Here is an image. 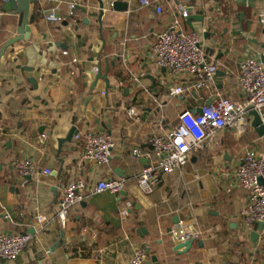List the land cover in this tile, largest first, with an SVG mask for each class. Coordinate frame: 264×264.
<instances>
[{
	"label": "crops",
	"instance_id": "1",
	"mask_svg": "<svg viewBox=\"0 0 264 264\" xmlns=\"http://www.w3.org/2000/svg\"><path fill=\"white\" fill-rule=\"evenodd\" d=\"M120 1L128 3V10L116 12L108 5L100 23L97 0H38L30 6L29 39L0 58V233L32 235L23 255L0 264H130L138 246L149 250L148 264H155L153 257L156 264H264L262 230L255 225L245 233L241 211L247 194L233 175L245 151L264 153V136L253 127L241 137L221 132L185 168L163 175L151 195L130 181L120 195L90 196L70 213L65 228L56 218L70 180L82 179L93 187L103 179L131 178L152 163L146 157L152 151L150 138L176 123L181 109L197 113L216 92L244 101L239 63L245 57L261 59L264 53V0H255L254 8L242 0H159L162 14L142 7L140 0ZM5 4L0 0V51L17 37L19 27V15L4 12ZM179 4L189 17L204 18L191 19L190 25L183 21V30L200 34L205 53L219 69L213 88L192 92L184 101L170 96L165 69L146 57ZM53 8L62 22L47 20ZM74 58L80 63L72 76ZM99 63L103 73L109 64L111 88L99 80L92 92V70ZM132 73L144 77L136 83ZM132 107L138 110L136 117L128 114ZM42 126L45 130L39 132ZM74 126L113 137L109 165L81 162V144L74 138L60 144ZM135 149L145 157L134 159ZM25 158L36 162V170L22 186L12 162ZM126 202L132 203V212L123 218ZM39 215L48 220L42 229ZM179 221L202 234L189 250L176 252L165 233ZM253 233L259 235L256 242Z\"/></svg>",
	"mask_w": 264,
	"mask_h": 264
},
{
	"label": "built area",
	"instance_id": "2",
	"mask_svg": "<svg viewBox=\"0 0 264 264\" xmlns=\"http://www.w3.org/2000/svg\"><path fill=\"white\" fill-rule=\"evenodd\" d=\"M8 3L10 0H2ZM50 3L54 0H40ZM142 7H154L157 14L163 13L159 0H140ZM70 8L75 9L71 3ZM188 9L178 5L173 12V20L164 31L157 34L155 42L147 53V59L165 69L170 81L169 94L173 98L184 101L192 92H202L214 87L218 74V66L205 53L198 32H185L183 21L189 18ZM49 22H62L56 8L47 14ZM264 26V18L261 20ZM126 49L124 55L126 53ZM61 55L67 56L68 51L60 50ZM264 55L261 54L260 58ZM79 60L74 58L69 73L74 76ZM239 87L244 101L233 102L221 93L216 92L211 97L209 105L204 104L202 113H196L191 108H183L178 114L177 122L170 123L167 129L150 138L151 153L146 156L153 159L140 173L131 178L114 177L98 181L90 187L82 179L70 180L58 201L56 218L63 228L66 227L70 213L87 201L90 196L103 193L120 195L125 192L130 181L146 195L153 194L162 182L163 175L174 174L185 168L193 157L204 151L215 137L224 131L234 132L237 137L243 136L251 127L255 111L264 127V63L261 59L245 57L239 63ZM92 73H98L95 66ZM144 74H131V78L139 83ZM147 92V91H146ZM161 106V104H160ZM131 117L138 115L136 107L128 110ZM74 140L81 144V162L98 167L109 165L113 159L116 147L115 140L108 133L86 131L76 133ZM134 159L145 157L139 149L132 151ZM12 167L18 172L22 186L27 185L36 170V162L32 158L14 160ZM47 175L52 171L47 170ZM234 178L247 194V202L241 211L244 219L245 233H251L255 225L264 224V153L249 149L245 151L241 163L234 170ZM262 181V182H261ZM132 203L126 202L121 209V216L131 214ZM10 219V216H6ZM37 221L44 228L47 218L37 216ZM193 224L179 221L165 235L175 245L196 241L201 237ZM264 239V226L262 228ZM32 240L31 234L0 233V260L14 262L28 248ZM149 254L146 248H135L130 264H148Z\"/></svg>",
	"mask_w": 264,
	"mask_h": 264
},
{
	"label": "water",
	"instance_id": "3",
	"mask_svg": "<svg viewBox=\"0 0 264 264\" xmlns=\"http://www.w3.org/2000/svg\"><path fill=\"white\" fill-rule=\"evenodd\" d=\"M236 1L239 2V0H236ZM36 2H38V0H10L8 3H6L4 5V10H3L4 12H8V13H11L13 15H19V27L17 30V37L9 40L6 44V46H4L3 49L0 51V58L3 57L6 50L9 47L17 44L18 42H25L29 39L30 32H31V27H30V22H29L30 6H31V4H35ZM97 2L99 4V10H100V12H99V22L100 23L102 22L104 12L107 9L108 5H111V8L116 12H125L128 10V3L120 1V0H97ZM242 4L247 5L250 8H254L255 7V0H242ZM78 9H81V8L78 7ZM82 10L84 12H86L85 9H82ZM191 19L200 20V21L204 20V18L201 16H194L193 18L189 17L187 19L189 25L191 24V22H190ZM87 22L88 21L85 20V23H87ZM263 33H264V30H263ZM62 47L67 48V46H65V45H62ZM261 60L264 63V55L261 57ZM108 71H109V64L108 63H107V67H106L104 73L102 72L101 63L98 64V73L96 74L95 84L92 86V92L94 91L99 80L105 81L107 90L109 88H111L110 80L108 78ZM210 103H211V100H208L206 102V105H209ZM197 113L201 114L202 109L199 108L197 110ZM251 115L254 117L253 122H252V127L257 131V133L261 137H263L264 136V127L262 126L259 115L255 111H252ZM43 130H45V126H42L41 128H39V132H42ZM76 133H78V130L74 126L70 130L67 138L65 140H61L60 144H62L63 141H68V142L72 141L73 136ZM1 169H2V166L0 164V171H1ZM259 226H260L259 229L262 230L264 224H260ZM142 231L146 232L145 229H142ZM258 237H259V235L257 233H253L251 239L253 242H256ZM192 244H193V241L187 242L185 244L175 245L174 251L179 252L181 249H184L185 251H187L192 247ZM147 252H149V250H147ZM152 261L155 264L157 263V259L155 257L152 258Z\"/></svg>",
	"mask_w": 264,
	"mask_h": 264
},
{
	"label": "rangeland",
	"instance_id": "4",
	"mask_svg": "<svg viewBox=\"0 0 264 264\" xmlns=\"http://www.w3.org/2000/svg\"><path fill=\"white\" fill-rule=\"evenodd\" d=\"M93 76H95L94 74H91V75H89V81H91V79L93 78ZM162 85H163V87L166 89L167 87H169V84H168V82H167V77H163V81H162Z\"/></svg>",
	"mask_w": 264,
	"mask_h": 264
}]
</instances>
